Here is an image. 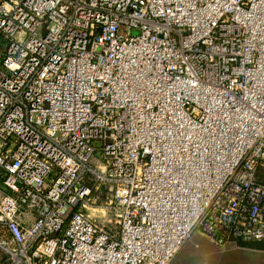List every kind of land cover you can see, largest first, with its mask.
Returning a JSON list of instances; mask_svg holds the SVG:
<instances>
[{
  "label": "built area",
  "instance_id": "2783aa9c",
  "mask_svg": "<svg viewBox=\"0 0 264 264\" xmlns=\"http://www.w3.org/2000/svg\"><path fill=\"white\" fill-rule=\"evenodd\" d=\"M195 233L264 242V0H0L3 264H170Z\"/></svg>",
  "mask_w": 264,
  "mask_h": 264
},
{
  "label": "rangeland",
  "instance_id": "374dc122",
  "mask_svg": "<svg viewBox=\"0 0 264 264\" xmlns=\"http://www.w3.org/2000/svg\"><path fill=\"white\" fill-rule=\"evenodd\" d=\"M98 156V154H96ZM104 197L96 200L94 205L88 206L86 213L99 224L114 226L107 223L110 211ZM4 262V255L0 251V264ZM170 264H264V249H255L237 245L222 249L199 233L192 234L184 242Z\"/></svg>",
  "mask_w": 264,
  "mask_h": 264
},
{
  "label": "trees",
  "instance_id": "16d2710c",
  "mask_svg": "<svg viewBox=\"0 0 264 264\" xmlns=\"http://www.w3.org/2000/svg\"><path fill=\"white\" fill-rule=\"evenodd\" d=\"M239 245L248 248L264 249V242H240Z\"/></svg>",
  "mask_w": 264,
  "mask_h": 264
},
{
  "label": "bare ground",
  "instance_id": "6f19581e",
  "mask_svg": "<svg viewBox=\"0 0 264 264\" xmlns=\"http://www.w3.org/2000/svg\"><path fill=\"white\" fill-rule=\"evenodd\" d=\"M213 146H215V142L213 141V144H212V146L211 147H213Z\"/></svg>",
  "mask_w": 264,
  "mask_h": 264
}]
</instances>
